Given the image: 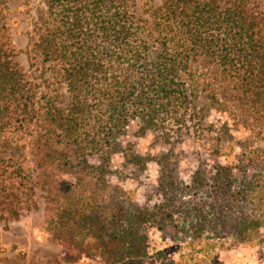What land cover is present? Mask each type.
Returning <instances> with one entry per match:
<instances>
[{
    "label": "rangeland",
    "instance_id": "obj_1",
    "mask_svg": "<svg viewBox=\"0 0 264 264\" xmlns=\"http://www.w3.org/2000/svg\"><path fill=\"white\" fill-rule=\"evenodd\" d=\"M125 1L150 28V13L165 0ZM243 5L264 29V0ZM46 11L45 0H0V72L8 73L0 75V264H106L81 253L74 258L41 229L45 192L31 148L45 132L47 109L63 110L70 100L65 65L35 49ZM216 63L211 55L189 62L200 85L183 122L162 114L140 135L134 119L113 142L84 154L122 187L128 210L150 216L139 229L147 240L142 264H264V113L240 98ZM66 142L59 147L75 148ZM254 219H262L256 228L249 226Z\"/></svg>",
    "mask_w": 264,
    "mask_h": 264
},
{
    "label": "trees",
    "instance_id": "obj_2",
    "mask_svg": "<svg viewBox=\"0 0 264 264\" xmlns=\"http://www.w3.org/2000/svg\"><path fill=\"white\" fill-rule=\"evenodd\" d=\"M45 6L35 49L65 65L70 100L63 110L47 109L45 132L31 148L45 192L41 229L76 259L81 253L106 264H142L147 240L139 229L150 216L128 210L122 187L107 182L84 154L113 142L134 119L140 135L159 125L162 114L183 122L198 97L199 77L189 65L195 56L216 57L240 98L264 113L261 20L246 13L243 0H165L150 13V28L128 12L125 0H45ZM60 140L75 148H60ZM61 174L74 181L60 180Z\"/></svg>",
    "mask_w": 264,
    "mask_h": 264
}]
</instances>
